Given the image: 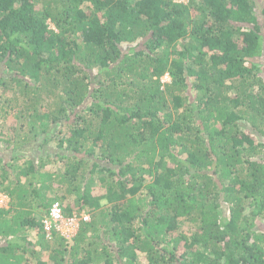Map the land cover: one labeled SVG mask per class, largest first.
Masks as SVG:
<instances>
[{
	"label": "trees",
	"instance_id": "16d2710c",
	"mask_svg": "<svg viewBox=\"0 0 264 264\" xmlns=\"http://www.w3.org/2000/svg\"><path fill=\"white\" fill-rule=\"evenodd\" d=\"M262 56L264 0H0V264H264Z\"/></svg>",
	"mask_w": 264,
	"mask_h": 264
},
{
	"label": "built area",
	"instance_id": "2783aa9c",
	"mask_svg": "<svg viewBox=\"0 0 264 264\" xmlns=\"http://www.w3.org/2000/svg\"><path fill=\"white\" fill-rule=\"evenodd\" d=\"M89 220L90 215L85 212L66 216L60 204L56 203L42 219L43 232L50 239L54 237V233L72 239L78 233L81 224Z\"/></svg>",
	"mask_w": 264,
	"mask_h": 264
},
{
	"label": "rangeland",
	"instance_id": "374dc122",
	"mask_svg": "<svg viewBox=\"0 0 264 264\" xmlns=\"http://www.w3.org/2000/svg\"><path fill=\"white\" fill-rule=\"evenodd\" d=\"M184 1H187V0H184ZM264 59V56H262L260 58V60H263ZM263 69V73H264V66L262 67ZM264 76V75H263ZM3 130L6 131V128H4ZM39 142H34V143H28L27 145L25 146H22L21 143L20 145L18 146L17 150L15 152H19L18 154H23V153H26L27 155H30V157L34 158L35 160H37V158L42 155L43 153V150H39V148L37 147ZM47 150H48V145L45 147ZM50 151L53 152V154H55V151H58L57 149L55 148H52L50 147ZM7 154V157L9 158L11 155H9V151L6 153ZM8 202H9V198L7 196H4V195H1L0 196V208L1 207H8ZM106 203V201H104ZM108 205V204H107ZM262 223H258V225H261ZM188 229V225L186 224L184 226V230H187ZM36 229H29L28 230V234H27V237L37 241L39 240V235H37L36 233ZM106 237L109 238V234H105ZM48 256V253L46 251H44V257L47 258ZM26 257L27 258H31L33 260V256L31 255V252L30 251H27L26 252ZM30 260V262H22L21 264H37L35 260ZM142 262H146V259H141Z\"/></svg>",
	"mask_w": 264,
	"mask_h": 264
},
{
	"label": "clouds",
	"instance_id": "9594fccd",
	"mask_svg": "<svg viewBox=\"0 0 264 264\" xmlns=\"http://www.w3.org/2000/svg\"><path fill=\"white\" fill-rule=\"evenodd\" d=\"M170 80V77H169V75L167 74L166 76H164V78H163V81L164 82H167V81H169ZM42 232H43V227H42ZM36 233H37V231H36ZM43 234H44V232H43ZM37 235H38V233H37ZM45 237H46V235H45ZM47 238V237H46ZM49 241H52L53 239H54V237L53 238H47ZM73 239V238H72ZM71 240V239H70Z\"/></svg>",
	"mask_w": 264,
	"mask_h": 264
}]
</instances>
